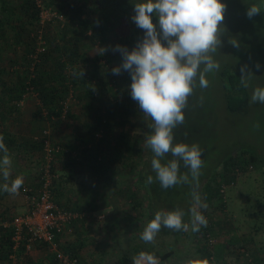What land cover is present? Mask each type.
Wrapping results in <instances>:
<instances>
[{
  "label": "rangeland",
  "instance_id": "1",
  "mask_svg": "<svg viewBox=\"0 0 264 264\" xmlns=\"http://www.w3.org/2000/svg\"><path fill=\"white\" fill-rule=\"evenodd\" d=\"M22 1L0 0V94H4L9 89V86L19 84V75L23 77L25 71L30 76L35 71V66L33 65L35 63L30 59L33 50L32 52H28L29 50L40 47L41 52L39 56L47 53L51 61L54 45L61 44L59 41H56L57 28L61 25L49 21V16L45 14L42 18L44 21L43 24L39 25V22L33 23L25 16V12L21 9ZM83 1L85 0H40V10L44 12L51 8L52 11L63 12L64 8H61L62 6L65 7L67 2H75L78 5ZM89 1L85 2L87 12L83 16L85 18L90 16V19L96 21L98 25L103 23L102 27L106 33L99 40L86 38L83 43L82 53L95 55L96 51L100 54L101 48L109 47L108 49L114 55L111 56L108 54L109 58L113 59L115 57V60L113 65L108 67L106 62L104 68H99V75L103 76L104 73H107L108 69L112 70V68L118 67L122 63L121 54L113 51L115 46L120 45L130 52L138 42L142 41L144 30L138 28L131 19L135 15L134 11L130 10L123 14L109 13L108 11L103 13L94 1ZM220 2L226 5V9L221 29L222 34L220 36L221 46L217 49V53L213 55V59L220 64V69L218 72L206 74V79L209 81L207 88L201 89L197 81L193 94L188 98L187 107L183 110L185 117L184 123L173 129V143H185L189 146L197 144L201 149L203 167L201 168L202 174L199 177V183H204L208 176L212 178L216 170L219 172L222 167V159L229 156L238 148L249 150L259 165L264 162V104H252L249 102L253 89L256 87H264V7H262V11L259 14L252 18L246 16V11L249 6L253 4L264 6V0H220ZM6 5L8 8H6ZM8 10H11V14L13 16L16 15V18L6 19ZM104 16H106V19H104ZM152 22L157 26V31L159 32L158 18L155 15L152 16ZM8 24L12 26V29L8 31L9 34L7 35L6 25ZM22 27L23 30L21 29L22 32L18 38L14 29L18 28L19 31ZM37 29L41 30L39 41L41 44L37 40ZM29 31L28 37L27 33ZM133 31L136 32L134 33ZM133 34L135 36V42L131 39V35L133 36ZM103 39L106 41L101 43L100 41ZM233 40L237 42L238 46L234 47L232 45ZM161 43L166 44L164 41H161ZM257 64L260 66L259 69L256 67ZM50 65L51 62L48 63V68ZM16 66L19 68L17 69ZM242 66H246L245 75L249 72L253 75L250 78V86L247 89L244 88L247 94L246 103L241 110L236 109L234 112H229L226 108L224 98L225 87L223 83L225 78L227 83L229 81L228 78H232L234 81L233 84L239 81ZM85 68L87 71L91 69L90 67ZM69 69L71 70V68ZM110 73L112 86L115 85L113 89L121 91L120 94L118 90L116 91L117 96H114L115 98L111 96L113 102L119 106L121 101L126 100L130 105L128 99L130 101L132 99L130 96L131 78L129 73L123 70L119 75L112 74V71ZM69 75L73 77L72 73ZM2 83H5V85H2ZM79 90L80 86L78 85L75 87L74 93ZM229 90L234 92L237 88L234 87ZM112 93L115 95L114 92ZM4 97L2 95L0 98V109L3 110L0 114V123L5 121L9 129L15 131L16 128L13 126H17V124L14 119H10L8 113L15 112L16 114L19 113L22 115L20 117L22 122L18 124L16 132H13L14 135L12 134L11 137L14 138L16 134H18L17 137H20V135L24 137L28 136L29 140L32 139L34 143V137H39L41 131L50 128V125L52 126L46 116L43 120L33 118L34 114L32 115V113L36 112L40 103L30 86L26 89L18 104L14 100L11 103L10 98ZM107 100L110 103L111 100L108 97ZM134 103H136L138 115L133 119L134 122L132 121L134 117L130 116V128L135 127L134 131L137 133H131V139L134 136L136 137L139 152L137 162L133 166L134 168L128 171L127 164L125 169L120 170L121 174L118 177V181L105 182L110 186V189L117 188L119 190L118 194L102 197L99 200V206L96 205L98 208L90 203L92 205V211L97 210L96 213H93L94 216L89 217L85 222L81 221L77 222V225L74 224L71 233L66 232L64 234L65 236L59 239L60 247L65 251L72 252V247L69 243L75 241L72 244L77 243L81 245V249L73 254H77L82 264H117V262L121 264H132V258L141 251L153 254L158 258L160 264H188V261H193L195 264H205V262L206 264H216L215 262L204 259L203 248L206 246V243L199 236L205 232L204 229L206 227L212 223H216L215 230L217 234L214 237L215 239L213 238L214 247H212V253H214L216 245L225 244L224 241L229 236L227 235V230L234 228L237 235L245 237L247 240L253 239V247L251 246V248H259L261 258L264 259L263 168L253 170L245 176L240 177L244 180L243 189L239 196L235 194L232 198H230V191L234 188L230 189L227 193L225 207L221 208L218 205L217 208H214L212 205L207 204L208 208L206 210L200 209L202 215L207 220V225L201 226L198 232H192L191 227L186 232L172 231L162 227L152 243H145L140 239V234L144 227L154 217V213L150 209L151 204H149V199H146L145 195L150 190L146 191L142 184L144 163L147 155L145 138L148 135L147 127L152 121L141 112L137 102L134 101ZM134 103L131 106L134 107ZM67 104L70 111L74 112L72 118H69L70 125L72 123L74 126L80 125L81 121L86 119L81 116V113L76 115V113L80 112L81 108L83 109L82 103L78 98H72L67 100ZM11 105H15V107L12 108ZM93 106H97L96 101H93ZM121 108L125 109L124 107ZM132 110L134 111V109ZM127 117L128 110H126L123 116H119L121 120L122 118L123 120L124 118L126 119V128L129 126ZM20 125L21 128L19 129ZM151 132L152 129H150V134ZM125 134L129 136L130 133L126 131ZM33 143L31 146L28 144L30 146L29 148H25L27 150L30 149V152L33 153L35 160L31 163H36L37 168V171L34 173L36 175L35 181L33 184L28 185L29 187L37 189L40 176L39 164L41 163L38 160L41 161L42 153ZM22 145L24 147L27 146L26 142H23ZM7 148H9L8 153L12 162L15 161L14 158L16 156L22 161L21 163L26 164V162H29V157L20 150L11 149L10 147ZM17 151L18 153H16ZM234 153L237 152L234 151ZM152 158L153 153L151 152ZM172 158L171 154H168L161 163H167ZM188 171L181 162L180 173L187 174ZM148 173L155 178V173L151 168V162L148 164ZM189 179H191L190 176ZM152 185L154 187L151 191L161 196L162 202L165 201L169 206H167L169 211L174 208L180 209V207L183 209L184 203L187 201L185 200L186 195H190L192 191L190 189L191 185L187 184L174 186L167 190L162 189L159 182H154ZM63 191L65 192L66 189ZM82 198L84 199V196ZM57 199L65 200L64 196H57ZM87 200L89 201V198ZM174 200L175 205L171 206L174 204ZM84 204L79 205L82 206ZM63 205L61 206L64 207ZM159 210L165 209L162 206H157L156 211ZM97 216H103L104 219L99 221ZM184 222L190 223V214L188 220L184 219ZM224 247L226 256L224 264H244V259H237L233 248H228L226 245ZM38 250L39 248H34L30 253L18 251L15 254V260L13 262H2L0 260V264H36L37 260H39L38 257H42L38 253ZM44 255L42 257L44 260L42 259L41 261L47 262L51 256L45 252Z\"/></svg>",
  "mask_w": 264,
  "mask_h": 264
},
{
  "label": "clouds",
  "instance_id": "2",
  "mask_svg": "<svg viewBox=\"0 0 264 264\" xmlns=\"http://www.w3.org/2000/svg\"><path fill=\"white\" fill-rule=\"evenodd\" d=\"M262 7L257 4L249 6L246 16L252 18L262 11ZM225 9L226 5L220 0H140L134 4L135 15L131 19L144 30L142 41L130 52L120 45L113 49L121 54L122 63L112 68V74L119 75L122 70L129 73L131 99L152 121L149 125L152 132L145 138V147L153 153L151 168L155 178L148 175L146 185L159 182L164 190L181 184L192 186L190 223L184 222L182 209L156 211L140 234L145 243H152L162 227L185 232L191 227L192 232H198L201 226L207 225L200 209L206 210L208 205L202 201L198 191L203 167L201 149L197 144L173 143V129L184 123L183 110L197 81L201 89L207 88L206 74L220 69L213 55L221 46ZM153 15L158 18L159 32L152 22ZM232 45L238 46L235 40ZM100 51L103 54L106 49L101 48ZM256 67L259 69V64ZM245 69L246 66L240 69L239 82L247 89L253 75L251 72L245 75ZM73 75L83 78L84 69L80 67ZM249 102L264 104V87L254 88ZM0 153H3L0 177L5 181L0 185V191L15 196L24 183V177L17 176L8 182L12 159L3 135H0ZM168 154L173 158L162 164ZM181 162L189 170L187 174L180 173ZM132 264H160V261L153 254L141 251L132 258ZM188 264L195 262L188 261Z\"/></svg>",
  "mask_w": 264,
  "mask_h": 264
},
{
  "label": "trees",
  "instance_id": "3",
  "mask_svg": "<svg viewBox=\"0 0 264 264\" xmlns=\"http://www.w3.org/2000/svg\"><path fill=\"white\" fill-rule=\"evenodd\" d=\"M44 1V0H43ZM97 4L98 8L102 12L108 11L109 13H126L127 11H134V4L137 2H140V0H92ZM85 2H90L89 0H85L83 2H80L78 5L74 2H67L66 6H62L61 9H63V12L56 11L58 14H61L65 21L62 24V26L57 28V40L61 44H56L53 47V57L49 58V55L47 53H43L39 56V63L35 65V71L30 76L27 71H25L24 76L20 77L19 75V84L11 85L9 86V89L4 92V95L8 98H10V102L13 100L15 102H19L26 89L30 86L32 90L35 92L36 96L38 97V101L40 103L39 107L37 108L36 112L33 115L34 119L43 120L46 116L48 120L50 118H60L63 115V103L66 101V97L69 94V90L75 91L76 86H80V90L82 89L85 92V102H83V109L86 111L93 108V100L97 97L98 92L102 91L103 89L110 92L112 95L114 92L116 96V91L114 90L112 86L111 81V70H107V73H104L102 77L99 75V68H102L103 66L97 65V60H92L91 63V69L90 71H87L85 67L84 69V76L83 78H79L77 76L73 75V72L79 71V65L84 63V65H87V58L85 57V54L82 53L83 49V43L86 38H95L96 40H99L103 38L106 31L104 30L103 23L98 25V23L94 20L90 19V16L85 18L83 14L86 11L85 9ZM5 6H3L4 8ZM6 9V8H4ZM21 9L25 12V16L28 17L33 23L39 22V10L33 0H23ZM91 15V14H90ZM104 19H106V16H104ZM108 21V20H106ZM23 30V27L19 29ZM17 35H21V32ZM137 31V30H136ZM136 31H133L134 33ZM30 31L27 33L29 37ZM89 36V37H87ZM44 38H46L44 36ZM131 39L133 42H135V36L131 35ZM106 41V40H105ZM104 39L100 42H105ZM163 42V41H162ZM33 49L29 50L28 52H32ZM51 62L52 69L50 67L48 68V63ZM50 65V66H51ZM70 66V67H69ZM68 68H71V73L73 77H70L68 74ZM104 68V67H103ZM233 77V76H229ZM105 78V80H104ZM29 82H28V81ZM226 80V78H225ZM224 80V98L226 102V108L229 112H234L236 109H242L245 106L246 103V92L245 89L240 85V82L237 81L233 84L232 78H228L227 81ZM27 81V82H26ZM236 81V80H235ZM227 83V84H226ZM2 85H5V83H2ZM233 85V86H232ZM234 87L237 88L234 92L229 90L233 89ZM94 89V90H93ZM239 94V95H235ZM237 96V97H236ZM113 98L114 95L112 96ZM78 100L81 102L79 96H77ZM89 100V101H87ZM11 107H15V105H11ZM120 107L128 108L130 107L129 104L126 102ZM10 108V107H9ZM74 114L70 111L68 108L65 114L63 115L64 119L69 120V118H72ZM92 124H87L86 127L89 129L88 135L84 137L83 144L85 146L92 145L90 148H86L83 150L85 155H89L91 161L96 162L97 157L99 155L98 153V146L102 144H107L109 141V138L106 134H108V130L111 127V123L109 122L108 115L103 116L98 115L95 116L93 119ZM148 135L150 134V128L147 127ZM101 134V137H97L99 133ZM42 133V131H41ZM41 135V134H40ZM97 138V139H96ZM94 144V141H96ZM130 138L127 134L120 133L119 136V145L121 148L129 152V141ZM139 140V138H138ZM34 145L36 148H38L42 152V144L38 140H33ZM82 142V141H81ZM30 150V149H29ZM59 149L57 150V152ZM236 151L237 153H234ZM229 156L224 157L221 161L222 169L221 171H215L213 174V177L207 179L205 183H199L198 191L201 196V199L203 202L213 205L218 204L221 208L225 207V203H223L222 194L219 192V186L222 183H229L233 182L235 180V176L229 177L227 174H231L232 172H235V170L238 171L239 176L246 175L248 172H252L253 170L257 169H264V162L262 164H258L256 161V158L250 154L249 150L238 148L234 150ZM137 155H139L138 149H136ZM57 153H55L56 155ZM54 155V156H55ZM55 160V159H54ZM42 163V156L41 161ZM39 164V167L41 165ZM96 166L93 169V174L95 176L101 175L104 171H106L107 168L103 169L102 163L98 162ZM251 168V169H249ZM148 173V164L144 163V171H143V182L145 190L147 191L146 199H149V204H151V211L155 214L157 210V206L164 207L165 210L169 211L168 205L165 201L162 202V198L159 194H155L151 191V189L154 187L151 185H146L145 181L147 179ZM238 179L236 180L235 184L237 183ZM55 184V180L53 181ZM203 184V185H202ZM201 186H203L202 190L199 189ZM29 187V186H28ZM35 187V186H34ZM235 187V186H234ZM233 187V188H234ZM192 189V186L191 188ZM201 190V191H200ZM54 193V191H53ZM58 197L60 196V193L57 194ZM187 200L184 203L183 211L185 212L184 219L188 220L189 216V208L191 207V196L186 195ZM56 203L62 207L61 200L57 199L55 197ZM216 201V202H215ZM175 205L174 204L171 206ZM168 206V207H167ZM88 211H92L91 205H88ZM64 208V207H63ZM66 209V208H65ZM176 208L172 209L171 211L175 210ZM181 209V207H180ZM81 220L84 221V219H80L77 221H74L72 223L80 222ZM71 223V224H72ZM216 223H212L206 229H204L203 236L208 235L209 238H214L217 234V231L215 230ZM235 229L231 228L227 230V238L224 241L223 244H218L214 248V253L211 252L212 247L214 245H208L205 244L203 248V257L206 260H210L211 262H215L216 264H224L226 260L225 256V245L231 247V249H234V252L236 253L237 259L242 258L244 259V264H264V259L261 258V252L259 248H251L253 245V239H245V237L237 235L234 231ZM11 233L10 231L1 232L0 234V260L2 262H8L10 261L9 256L13 254L12 251V242L10 240ZM215 239V238H214ZM202 241H204L202 239ZM59 242V240H58ZM71 246V245H70ZM73 247V246H71ZM253 247V246H252ZM61 248V247H60ZM227 248V249H228ZM81 249V245L74 246L72 248V252L65 251L61 248V250L71 256H77V254H73ZM18 251H24L23 247H20ZM18 251H15V254L18 253ZM26 253V252H25ZM52 258V257H51ZM51 258H48V261L45 263L44 261H37L36 264H56L54 259L51 260ZM42 260V259H41Z\"/></svg>",
  "mask_w": 264,
  "mask_h": 264
},
{
  "label": "crops",
  "instance_id": "4",
  "mask_svg": "<svg viewBox=\"0 0 264 264\" xmlns=\"http://www.w3.org/2000/svg\"><path fill=\"white\" fill-rule=\"evenodd\" d=\"M6 8H8L7 5H6ZM12 18H16V15L13 16L11 14V10H8V15H6V19L9 20ZM6 26H7L6 33L8 35L9 34L8 31L12 29V26L10 24ZM14 30H15L16 35L20 33V31H18V28ZM108 48H109L108 46L104 48L106 49V51L103 54L101 53V51H100V54L95 51V55L97 54L96 56L86 53L85 54V57L87 58L86 60H89V61H87V65H84V63L80 64L79 68L80 67L82 68L91 67L92 66L91 59L93 60L100 59L96 63L97 65L99 64L103 67L105 66L106 62H107L106 65L108 67L113 65L115 57L113 59L109 58L108 54H110L111 56H114V55L111 53V50H109ZM53 55L54 53L51 54V58L53 57ZM16 68L18 69L19 67L16 66ZM50 69H52V65L50 66ZM68 73L71 74V71L69 68H68ZM69 91L73 92V90L71 89ZM118 92L120 94L121 91L118 90ZM2 95L4 94H0V98L2 97ZM77 96H79L83 102L86 101L85 98H83L85 96V92L82 89L76 93L73 92V98H77ZM111 96L113 95L110 92L103 89L102 91L98 92V95L95 96L97 98L93 100V101H96V105H97L96 107L93 106V108H91L88 111L82 108L80 112L76 111L78 112L76 113V115L81 113V116L86 118L82 120L81 123L79 122L80 125H76L77 127L72 125L73 123L70 125L69 120L64 119L63 115L60 118H50V123L52 124V126L50 125V128H49L50 140L55 145L57 150L59 149V151L56 152L57 154L55 155V160L53 163V166H54L53 167V172H54L53 180L56 181L54 184V198L57 197L58 193H60V196H64V199H65V200L60 199L62 201L61 204L62 205L64 204L63 206L67 210L77 211L82 214L84 213V216L86 217L82 218L84 219V221L81 220L82 222H85V220L87 221L89 217L94 216L93 213H96L97 211V210H94V211L87 210L88 209L87 206L90 205V203L94 207L98 208L96 205L99 206L100 204L99 200L102 197L104 196L109 197L113 194L114 195L118 194L119 190L117 188L110 189V186L107 185V183H109V181H113V182L118 181L119 180L118 177H120V174H121L120 170L125 169V167L128 164V171H131V168L133 169L134 168L133 166L137 162V153H136V149L138 148L137 142H136L137 139L135 136L131 139V133L136 134L137 132L134 131L135 127L130 128L131 127L130 126L131 117H134L132 118V121H133V119H135V116L138 115L137 109H136V103H134L133 100L130 101V99H128V101L130 102V105H129L130 107L128 108L124 107L126 110H128L127 122L129 126L128 128H126L127 127L126 119L124 118L123 120L122 118L121 120L119 116H123L124 113L126 112V110L121 108L120 106L123 105L124 102L126 103L127 101L126 100L123 102L121 101V103H119V106H117L113 102V99ZM116 96H117V93H116ZM107 97L112 102L110 101L109 103V101L107 100ZM66 99L70 100L69 94L67 95ZM82 101L81 103L83 105ZM132 103H134V107L131 106ZM132 109H134V111ZM1 112H3L2 109H0V114ZM71 112L74 114L73 111ZM100 113L102 117L108 115L109 122L111 123V127L108 130L109 133L106 134L107 137L109 138V141L107 144H102L98 146L99 155L97 157V161L94 162V161H91L89 155H85L83 152V150H85L86 148L87 149L90 148L92 145L90 144L89 146H85L83 144V140H84V137H86L89 132V129L86 127V125L92 124L94 122L93 119L95 118V116L100 115ZM33 114L34 113H32V115ZM3 115H6V114H3ZM8 116H10V119L15 120V123L17 124V126H13L12 124L10 125L15 127L17 130L18 124L22 122V119H20L22 115H20L19 113L16 114L15 112L14 113L9 112ZM87 118L89 119L88 121H87ZM0 124H1L0 125V135H3L4 143L6 147H10L11 149H18L21 152H23L26 156L29 157V162H26V164L21 163L22 161L19 160L17 156L14 158L15 161L12 162L11 175H10L8 182L10 183V181L12 179H15L17 176L24 177V183L21 189L19 190V193L15 196H12V195H9L8 193L0 191V233L1 232L5 233V231H9V230L6 228H3L1 224L8 223L12 220L14 216L21 215L26 212L27 207H26L25 200L23 197V192H24L25 187L29 186L28 184H33V182L35 181L36 175H34V173L37 171L36 170L37 168H36V163H31L35 160L33 157V153H31L29 149L28 150L25 149V148H29L32 145L33 143L32 139L29 140L28 136L24 137L23 135H20V137H17L18 134H16V136L13 138L11 137V135L13 134V132H16V130L15 131L10 130L8 125H6L5 121H2ZM20 128H21V125L19 129ZM126 131L130 133L129 134L130 136L129 137L130 138L129 147L130 148L128 150L129 151L128 153L127 151L125 152V150L120 147L119 142H118L120 133L125 134ZM34 139L35 137L33 138V140ZM23 142H26V145H27L26 147L22 145ZM95 142H97V140L94 141V144ZM16 153H18V151ZM2 155L3 153H0V157H2ZM98 162L102 163L103 169L105 168L107 169L101 175L99 174L98 176H95L93 174V169L96 166H98L97 165ZM149 162H151V150L147 148V155H146L145 163L149 164ZM207 179H209V176ZM240 179H238L234 189L230 191L231 193V195L229 193L230 198L235 196V194L237 196L240 195L241 190L243 189V181H244ZM3 183H5V181L2 179V177H0V185H2ZM202 188L203 186H201V190ZM65 189L66 191L64 192L63 190ZM82 196H84V199L82 198ZM88 198H89V201L87 200ZM84 202L86 203L84 204ZM79 204H84V205L80 206ZM212 206L214 208H217L218 204L215 203ZM78 210H81V211H78ZM74 224L77 225V223H72L71 225H69L71 231H72V227L74 226ZM71 231L69 233H71ZM73 242L75 241H72L69 244H71V246L73 247L79 246L77 243L72 244ZM38 253L42 257L45 256L43 250L41 249L38 250ZM42 257H38L39 260L37 261H41V259H43ZM117 264H121V263L117 262Z\"/></svg>",
  "mask_w": 264,
  "mask_h": 264
},
{
  "label": "built area",
  "instance_id": "5",
  "mask_svg": "<svg viewBox=\"0 0 264 264\" xmlns=\"http://www.w3.org/2000/svg\"><path fill=\"white\" fill-rule=\"evenodd\" d=\"M40 10V0H33ZM48 15L49 21L56 22L62 26L65 19L61 14L56 11H52L51 8L39 14V25L43 24V16ZM93 20V19H92ZM37 40L40 43L41 30L37 29ZM41 44V43H40ZM40 47L33 49V53L30 55V59L33 63H38ZM35 64H33L35 66ZM115 86V85H113ZM70 99L73 98V92L69 91ZM67 100L63 105V115L67 111ZM18 104V103H17ZM101 132L98 134V138L101 137ZM34 140L40 141L42 144V163L39 167L40 176L38 179V188L26 186L23 192V197L26 204V212L14 216L8 223L1 224L3 228H6L11 233L12 251L13 254L9 256L11 261L15 260V251H18L20 247H23L26 253L32 252L34 248L43 250L46 254L50 255L56 264H82L79 257L71 256L63 252L60 248L58 240L70 232V226L72 222L85 218L84 213L77 211H69L63 207H60L54 198V172L53 163L55 159V153L57 148L50 140V131L44 129L39 137H35ZM222 169V167H221ZM220 169V171H221ZM251 169V168H249ZM229 177L235 176V180L229 183H222L219 186V192L222 194L223 203L227 201V193L236 184V180L242 176L238 175V171L227 174ZM99 221L104 219L103 216H97ZM204 234V233H203ZM199 235L201 240L203 239L208 245H213L214 239L209 238L208 235ZM200 240V239H199Z\"/></svg>",
  "mask_w": 264,
  "mask_h": 264
}]
</instances>
